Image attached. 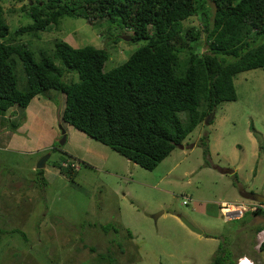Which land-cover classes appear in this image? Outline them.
Wrapping results in <instances>:
<instances>
[{"label": "rangeland", "instance_id": "obj_1", "mask_svg": "<svg viewBox=\"0 0 264 264\" xmlns=\"http://www.w3.org/2000/svg\"><path fill=\"white\" fill-rule=\"evenodd\" d=\"M29 1L32 4L34 0ZM204 2L210 21L213 5L209 0ZM26 3L0 0L8 31L0 42L27 43L35 57L41 51L49 54L54 40L73 48L107 46L111 57L104 69L109 70L143 45L142 41L131 42L128 31L113 27L110 34L116 35V43L111 44L105 38L109 33L104 21L91 23L77 18H62L55 28L35 36L16 35L19 27L30 24L25 12L20 11ZM202 22L195 16L186 24L200 30ZM15 74L20 88L24 77L19 61ZM71 77L77 81L74 74L66 79ZM233 86L236 100L221 103L212 112L210 123L198 125L182 141V148L175 147L152 171L137 165L126 170L129 163L107 149L108 160L115 158L117 162L94 166L95 159L86 157L88 167L77 165L71 182L56 169L66 159L62 154L69 146L66 132L64 143L59 145V135L48 152L31 155L0 149V264L89 263L93 254L86 247L112 252L118 264H208L218 250L225 264H235L243 256L253 264H264V249L259 248L264 240V217L247 213L238 221L226 222L217 210L219 203H231L242 191L264 194V68L237 75ZM40 97L56 107L62 104L63 96L54 91ZM4 120L0 115V125ZM49 124L46 113L34 130L44 129L47 135ZM52 125L58 128L54 120ZM204 135L209 149L205 160L198 145ZM47 154L44 167L35 169ZM234 167L236 181L220 172ZM35 170H42L46 185L42 186ZM181 219L201 235L191 232ZM106 226L110 227L108 233L103 230Z\"/></svg>", "mask_w": 264, "mask_h": 264}, {"label": "trees", "instance_id": "obj_2", "mask_svg": "<svg viewBox=\"0 0 264 264\" xmlns=\"http://www.w3.org/2000/svg\"><path fill=\"white\" fill-rule=\"evenodd\" d=\"M209 1L210 21L204 0L27 2L20 11L30 24L19 27L16 35L35 36L55 28L62 18H77L104 21L109 33L105 38L111 44L116 43V35L110 34L113 27L128 31L131 42L143 45L122 64L106 70L111 57L107 46L73 48L54 40L49 54L41 51L35 57L27 43L2 41L0 114L15 108L16 122L9 125L16 128L32 98L54 91L63 96V123L143 170H154L221 103L236 100L237 75L264 68V0ZM195 16L203 21L200 30L187 27L186 21ZM7 33L0 5V39ZM18 61L24 77L20 88L15 74ZM70 74L77 81L66 79ZM198 145L205 160L206 135ZM62 154L66 159L56 169L73 182L76 169L70 165H88ZM35 175L46 185L42 170H35ZM251 214L264 217L261 210ZM126 235L131 238L128 231ZM21 237L25 239L23 233ZM86 249L93 260L83 264H118L110 251ZM222 254L218 250L208 264H225Z\"/></svg>", "mask_w": 264, "mask_h": 264}, {"label": "crops", "instance_id": "obj_3", "mask_svg": "<svg viewBox=\"0 0 264 264\" xmlns=\"http://www.w3.org/2000/svg\"><path fill=\"white\" fill-rule=\"evenodd\" d=\"M259 93H263V91H260ZM51 99V98H49ZM62 104L58 103L60 105L59 107L54 104L51 100L44 101L41 99L40 96H35L30 100L27 107L24 109L21 120H19L16 128H12L8 122L12 119V121H15L16 119L11 118L13 113H17L15 108L8 109L5 113H2L0 115H4V119L7 120L3 122V125H0V149H10V150H19V151H25L27 154H34V153H44L48 152L51 147V143H53L55 140L58 139V136L60 135V128L64 129V133H67V143L69 146L67 147L68 150H64V152L84 163H86V157H93L94 160V166L95 165H101L103 167L112 166V162H117L118 159H109V154L107 151V147L99 145V143H96L92 141L90 138H88L83 133L75 130L71 126L63 123L61 121V111L63 108V97L61 98ZM46 113L49 114L50 124L45 130L47 135H45L44 129L41 131L34 130V126L44 119L46 116ZM8 115L7 117L5 116ZM18 114V113H17ZM54 120V123H57L58 128H54L55 126L52 125V121ZM16 122V121H15ZM71 127V129H69ZM66 137V134H65ZM253 144L254 141L252 140ZM186 144H183L185 146ZM101 146V147H99ZM104 148L106 149L104 151ZM182 147L180 146L179 149ZM88 149L91 150V152H88ZM109 150V149H108ZM98 152L100 154L104 155V158H101L103 156H98ZM124 160V159H123ZM96 161V162H95ZM125 163H129L128 165H125L126 170H132L135 165L131 162H128L124 160ZM107 164V165H106ZM127 166V167H126ZM233 167V166H231ZM251 176H253V179H255V174L253 175V169L250 170ZM232 175L234 174L236 176V179L238 178L236 172L237 168H232ZM259 177V174L256 178ZM264 187V183L263 186ZM243 194V191L241 192ZM257 193V192H256ZM264 195V194H263ZM244 199H242L240 196L237 198H234L231 203H241ZM203 213H206V209H203ZM261 216V215H260ZM221 217V216H220ZM263 217V216H262ZM222 218V217H221ZM241 219V218H240ZM240 219H236L234 221H238ZM245 257V256H243Z\"/></svg>", "mask_w": 264, "mask_h": 264}, {"label": "built area", "instance_id": "obj_4", "mask_svg": "<svg viewBox=\"0 0 264 264\" xmlns=\"http://www.w3.org/2000/svg\"><path fill=\"white\" fill-rule=\"evenodd\" d=\"M64 166V164H63ZM73 169L76 167V165H70ZM76 169V168H75ZM183 205H186V201H182ZM258 210H261L264 212V205L256 202H245V203H220L219 205V211L223 218L227 221L239 219L244 213H254ZM234 213L233 215H231ZM264 236V235H263ZM237 264H245L244 260H237Z\"/></svg>", "mask_w": 264, "mask_h": 264}, {"label": "water", "instance_id": "obj_5", "mask_svg": "<svg viewBox=\"0 0 264 264\" xmlns=\"http://www.w3.org/2000/svg\"><path fill=\"white\" fill-rule=\"evenodd\" d=\"M28 1V4L31 5L30 1ZM213 113H210L206 119L204 120V124H207L209 122H211L212 118H213ZM60 136H61V139L59 141V145H62L64 143V131L62 129H60ZM49 155H45L43 157H41L38 162L36 163L35 165V169H42L48 159ZM222 174H227V175H231L233 172L232 170H228V169H225V170H221L220 171ZM241 198L242 199H245V200H250V201H254V202H258V203H262L264 204V195H258V194H255V193H243L241 195ZM181 222L182 224L188 228L191 232L197 234V235H201V231L193 228L188 222H186L184 219H181Z\"/></svg>", "mask_w": 264, "mask_h": 264}, {"label": "clouds", "instance_id": "obj_6", "mask_svg": "<svg viewBox=\"0 0 264 264\" xmlns=\"http://www.w3.org/2000/svg\"><path fill=\"white\" fill-rule=\"evenodd\" d=\"M28 2V1H27ZM213 117H214V115H213ZM10 122V121H9ZM178 147H180V146H178ZM76 168H77V165H76ZM232 175V174H231ZM250 200H245L244 199V201L243 202H241V203H245V202H249ZM250 202H254V201H250ZM221 203H225V202H221ZM256 203H258V202H256ZM228 204H232V203H228ZM260 204H262V203H260ZM187 205V204H186ZM219 205H220V203H219ZM219 205H218V212H219V215L222 217V219L224 220V221H226V222H229V221H227V220H225L224 218H223V216L221 215V213H220V211H219ZM264 205V204H263ZM245 214V213H244ZM247 214V213H246ZM250 214V213H249ZM243 216V215H242ZM241 216V217H242ZM240 217V218H241ZM239 218V219H240ZM234 220H236V219H234ZM230 221H233V220H230ZM262 243H264V240L263 241H261V243H260V246H259V248H261V244ZM239 259H241V260H244L245 261V264H253L252 262H251V260H249V259H247L246 257H242V258H238L237 260H239ZM237 260H236V263L235 264H237Z\"/></svg>", "mask_w": 264, "mask_h": 264}]
</instances>
